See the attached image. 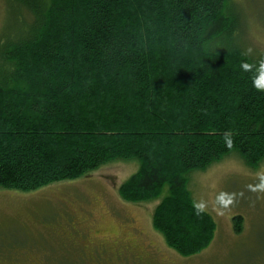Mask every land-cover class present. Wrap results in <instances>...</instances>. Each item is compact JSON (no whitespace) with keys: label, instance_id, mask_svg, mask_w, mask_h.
Segmentation results:
<instances>
[{"label":"trees","instance_id":"1","mask_svg":"<svg viewBox=\"0 0 264 264\" xmlns=\"http://www.w3.org/2000/svg\"><path fill=\"white\" fill-rule=\"evenodd\" d=\"M9 1L18 8L0 37V187L34 190L135 159L121 195L166 186L154 228L182 255L204 248L214 223L186 174L232 151L251 167L264 160V88L253 83L264 59L236 43V0Z\"/></svg>","mask_w":264,"mask_h":264},{"label":"rangeland","instance_id":"2","mask_svg":"<svg viewBox=\"0 0 264 264\" xmlns=\"http://www.w3.org/2000/svg\"><path fill=\"white\" fill-rule=\"evenodd\" d=\"M236 2L242 17L236 43L262 60L264 0ZM17 8L0 0V37L15 27ZM138 165L114 160L34 190L0 187V264H264V160L251 167L232 151L186 174L193 203L214 223L208 244L191 255L178 253L153 226L166 186L137 201L121 195ZM89 235L113 243L108 259L93 252L98 239Z\"/></svg>","mask_w":264,"mask_h":264},{"label":"flooded vegetation","instance_id":"3","mask_svg":"<svg viewBox=\"0 0 264 264\" xmlns=\"http://www.w3.org/2000/svg\"><path fill=\"white\" fill-rule=\"evenodd\" d=\"M76 223H78L79 221L76 219L75 220ZM79 224V223H78ZM90 237H92L93 239H98V243L96 244L98 246V248L94 249L93 252H95V254L97 253H100V254H103L104 257L106 259L109 258V253H110V247L113 246L110 241H108L107 238H103V239H99L100 237H96L94 235H89ZM88 241V244H92L93 245V242L91 243L90 240H87ZM106 261V260H105ZM29 264H33V263H29Z\"/></svg>","mask_w":264,"mask_h":264},{"label":"clouds","instance_id":"4","mask_svg":"<svg viewBox=\"0 0 264 264\" xmlns=\"http://www.w3.org/2000/svg\"><path fill=\"white\" fill-rule=\"evenodd\" d=\"M262 63H264V62H262ZM248 67H249V65H247V64L244 65V68H245V69H247ZM253 83H254V85H255L257 88H264V84L257 83V82H256V79H254Z\"/></svg>","mask_w":264,"mask_h":264},{"label":"snow or ice","instance_id":"5","mask_svg":"<svg viewBox=\"0 0 264 264\" xmlns=\"http://www.w3.org/2000/svg\"><path fill=\"white\" fill-rule=\"evenodd\" d=\"M259 83L264 84V80L260 81Z\"/></svg>","mask_w":264,"mask_h":264}]
</instances>
